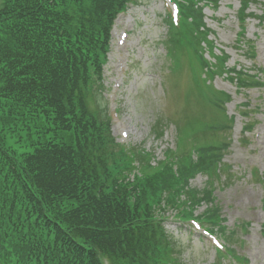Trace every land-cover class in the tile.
<instances>
[{"label": "trees", "instance_id": "trees-1", "mask_svg": "<svg viewBox=\"0 0 264 264\" xmlns=\"http://www.w3.org/2000/svg\"><path fill=\"white\" fill-rule=\"evenodd\" d=\"M133 2L0 0V264H184L164 227L167 210L181 221L196 219L229 245L218 208L195 214L202 200L213 202V194L188 188L198 171L220 175L214 150L221 145L193 148L195 159L180 145L179 153L152 161L144 147L121 144L112 134L104 67L116 16ZM248 2L239 10L241 23ZM217 3L178 0V22L166 18L168 67L176 71L188 57L186 98L195 94L218 113L186 122L195 140L231 123L223 117L230 96L210 85L214 68L224 70L228 59H214L204 22L203 8ZM253 68L264 85V69ZM227 70L246 86L236 66ZM23 128L30 142L18 153L6 135ZM252 177L264 183L257 170ZM226 243L218 257L231 254L247 264Z\"/></svg>", "mask_w": 264, "mask_h": 264}, {"label": "rangeland", "instance_id": "rangeland-1", "mask_svg": "<svg viewBox=\"0 0 264 264\" xmlns=\"http://www.w3.org/2000/svg\"><path fill=\"white\" fill-rule=\"evenodd\" d=\"M246 1L249 15L244 23L238 21L244 0H217L216 7L208 4L203 8L212 52L217 55L214 59L228 56L225 69L215 67L210 81L214 89L230 96L223 104V117L231 121L228 130L200 133L195 140L185 128L191 117L207 120L218 113L204 107L195 94L186 98L192 84L188 57H182L176 71L170 70L171 62L165 56L166 18L172 5L168 0H134L117 16L104 67L103 96L116 140L144 147L153 154L152 161L162 160L165 152L177 149L179 153L180 145L185 156L199 146L212 150L211 146L221 145L214 150L220 175L198 171L188 181V188L199 195L213 194V202L202 200L195 214L218 208L229 245L214 232L219 242L234 249L247 264H264V183L252 177L254 170L264 177V85H258L253 68L264 69V0ZM241 27L243 39L237 33ZM204 56L214 62L206 52ZM235 66L246 75L247 79L241 76L246 86L231 80L227 68ZM249 124L252 126L246 130ZM6 139L18 153L26 151L30 142L24 128L7 133ZM192 156L195 159L196 153ZM171 214L167 210L164 225L181 249L184 264H238L231 254L218 257L213 243L216 238Z\"/></svg>", "mask_w": 264, "mask_h": 264}]
</instances>
